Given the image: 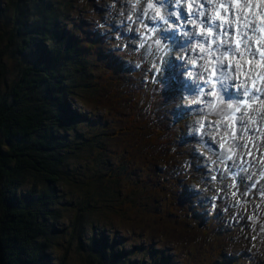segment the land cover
Segmentation results:
<instances>
[{
    "label": "trees",
    "instance_id": "trees-1",
    "mask_svg": "<svg viewBox=\"0 0 264 264\" xmlns=\"http://www.w3.org/2000/svg\"><path fill=\"white\" fill-rule=\"evenodd\" d=\"M104 12L95 0H0V264H61L71 242L94 264L264 261V198L238 196L246 203L233 211L227 197L216 205L198 189L200 156L216 155L185 133L190 116L178 105L171 51L153 40L142 51L110 47L97 26ZM145 145L146 161L136 164ZM144 192L141 217L162 209L154 234L169 237L167 244L153 234L147 245L126 247L116 230L86 222L97 208L107 216L104 207L120 215L139 209L135 199ZM171 217L195 238L173 240L179 226ZM61 233L66 244L56 258ZM139 247L145 255L136 256Z\"/></svg>",
    "mask_w": 264,
    "mask_h": 264
},
{
    "label": "snow or ice",
    "instance_id": "snow-or-ice-1",
    "mask_svg": "<svg viewBox=\"0 0 264 264\" xmlns=\"http://www.w3.org/2000/svg\"><path fill=\"white\" fill-rule=\"evenodd\" d=\"M130 2L132 11L127 15V20L140 25L138 31L142 39L153 38V44L160 52L176 51L175 47L169 48V43L179 31L185 37L182 45L184 53L180 59L202 69V74L185 70L188 71L189 76L195 75L197 80L201 81L195 84V89L200 95H197L191 103H202L204 108L209 110V115L216 113L220 117L216 122L208 124V127L215 130L213 140L218 142L221 150L215 152L213 149L216 159L211 161L208 169L212 173L210 180L218 179L217 173L221 172V166L224 172L233 178L241 172L247 173L248 168L244 165L248 161L243 159V153L240 154L239 163H236L234 157L237 155L235 150L240 148L246 149L248 155H251L252 150L248 148L247 143L241 145L236 141L243 140L251 132L252 126L257 124V116L264 119V36H262L264 0H146L138 15L137 10L141 7V0H130ZM133 16H135L134 21ZM145 19L151 23H145ZM188 25H191L193 30H187ZM145 32L152 33V37H146ZM188 45L193 46L188 47ZM139 47L144 48L145 44L141 43ZM190 53L196 55L192 56ZM244 62L249 65L247 73L243 68ZM152 67L157 71L160 70L156 64ZM209 96L212 100L204 99ZM229 118L231 123L224 127L225 121ZM237 125L240 129L239 137L236 133ZM204 129L205 123L201 121L199 129L195 131L203 132ZM222 129L224 135H220ZM229 130H231L230 136ZM256 130L260 131L259 127ZM203 134L207 135V133ZM217 137H219L218 141ZM258 138H264V132H261ZM204 146L211 149V145L207 142ZM254 147L258 149V146L254 145ZM227 161H232V164L229 165ZM233 168L236 171H232ZM255 175L256 172L248 175V181H252ZM219 178L221 181L224 179L223 175ZM261 179H264V173H261ZM236 183L233 179V183L229 186L231 189H236L231 192L234 198L239 192ZM239 183L247 189L242 193L243 196H247L259 185L260 196L264 198V185H260L259 180L249 186L244 185L241 178ZM227 191L228 189L225 188L217 189L218 194L224 192L226 195ZM217 198L218 195L213 197V199ZM236 202L240 205L246 203L240 199ZM212 207L215 208L216 205ZM244 210L247 211L246 208ZM249 219L255 221L256 214L253 213Z\"/></svg>",
    "mask_w": 264,
    "mask_h": 264
},
{
    "label": "rangeland",
    "instance_id": "rangeland-1",
    "mask_svg": "<svg viewBox=\"0 0 264 264\" xmlns=\"http://www.w3.org/2000/svg\"><path fill=\"white\" fill-rule=\"evenodd\" d=\"M95 2L97 3L98 6L102 7L105 12L103 14H106L108 11H106L105 9V4L107 2V0H95ZM117 23V22H116ZM8 33V32H7ZM115 38L112 37L110 41H114ZM120 40H116L117 45L119 44ZM6 43V38H3L2 40H0V48ZM109 46L113 47L112 44H109ZM180 51H182V55L184 53V48H180L179 50L176 51L175 56L176 59L179 60V58L182 56L180 54ZM192 54V53H190ZM4 55V54H3ZM2 55V56H3ZM5 57V55H4ZM4 60L6 61V69L9 72L13 73V62H10L9 60H7V58H4ZM202 63V61H200ZM189 63H185L184 61L182 63H178L177 66L172 65L171 68H173L174 72H178V68L179 67H186ZM243 68L245 73L248 72L249 68H246L243 64ZM189 70V69H188ZM127 72V71H126ZM176 72V73H177ZM186 72V71H184ZM183 72V73H184ZM195 73L198 72V68L194 71ZM255 74V73H253ZM133 78H136L135 74L132 73ZM132 78V79H133ZM244 77L242 76L241 79H243ZM182 82V81H181ZM179 88L181 90L182 86ZM190 94H195L194 92H190ZM187 96H189L188 94H186ZM186 96V97H187ZM180 99V98H179ZM189 103V98L188 99H183L181 105H188ZM183 108H188L189 109V116L187 117L188 119V124L185 127V133L187 135H192L194 138H196L195 134H190L189 131H191V129L194 127L195 122L198 119V115L197 116H193L190 108L188 106H182ZM256 107V106H255ZM198 110L200 109H204L203 105H200L199 107H197ZM207 129V133H208ZM215 141H211L209 142L210 144H213ZM151 143V141H150ZM111 146L113 149L115 148L116 144L114 142H112ZM148 145V144H147ZM145 145L142 147V150L136 152L134 154V156L137 154L138 158L136 160V164H138L139 161H141L140 163L143 164L146 161V155H147V151H148V146ZM201 146H203L202 144H200ZM125 146L128 148V145L125 144ZM117 157V155L113 156V158L115 159ZM204 153H202V156H200V163L206 164L207 160ZM194 162L192 161V164ZM174 169L176 170L179 166H177L176 164L173 163ZM143 167V166H142ZM208 170V168H207ZM204 172V177L207 178L208 175V171L203 170ZM209 176V175H208ZM192 181H188L187 186L192 187L191 184ZM138 187V185L133 186V188ZM124 192H127L130 190L129 187L124 186L122 187ZM160 191H163L162 189ZM207 195V193L205 194ZM134 196V195H133ZM139 197V198H138ZM138 197L135 199V201L137 202V205L139 207V209L134 208L132 210H127L123 215H120L118 213H112L110 211L109 208L104 207V209H107L109 211L108 216L105 214V212L102 210V208H97L95 209L93 212H89L88 216H87V221L86 222H91V221H98L101 222L105 225V228L108 232H112L113 230H116V243H120V242H126L128 243L126 247H130V244H135L138 245L137 241H139L141 244L143 245H147L148 243L151 242V238L153 236V234L160 230V224L158 222V220L156 219V214H162V209L157 208L156 214H149L147 215V217L142 218L141 216L144 215L143 212H140L139 210L142 208V206L140 204L144 203L147 200V195L146 192H144L141 195H138ZM164 200V199H163ZM64 217L66 218L67 215H64ZM163 217V216H162ZM172 218V222L179 226V228H171V223L166 220V224L169 228H171L172 233H171V238L173 240H176L177 238H181V237H187L190 240H193L195 238V236H189V233H187L186 231H183L181 228H183V224H181V222H177L173 220ZM63 222H65V220H63ZM157 235H159V233H157ZM65 235L61 233V235L58 236V234L56 235L55 238V244L53 247L54 250V254L57 258V256L59 255L60 252H62L64 250L66 241H65ZM180 236V237H178ZM122 239V240H121ZM156 239V242H161V240H163V242H165L167 244V241L169 239V237L165 236L163 237L161 240L159 239V237L157 238V236L154 234V239ZM200 242L202 243V240H200ZM174 245V244H173ZM171 246V245H168ZM68 251L66 252V257L64 259V261L61 264H94V263H87L85 261V259L80 256L77 252L76 249V245L74 242H71L68 246ZM145 248L144 247H139L136 248L134 251H137L138 253L136 254V256L139 255H145ZM134 251H131V253H133ZM182 252H180L179 257H181ZM60 256V255H59ZM58 256V258H59ZM250 256V255H249ZM144 261H146V259L143 258ZM58 261V260H57ZM254 262H251L250 259V264H263L264 261H256L255 259L253 260Z\"/></svg>",
    "mask_w": 264,
    "mask_h": 264
}]
</instances>
